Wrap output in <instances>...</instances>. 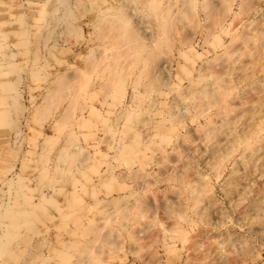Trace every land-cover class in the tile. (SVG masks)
<instances>
[{"label": "bare ground", "instance_id": "bare-ground-1", "mask_svg": "<svg viewBox=\"0 0 264 264\" xmlns=\"http://www.w3.org/2000/svg\"><path fill=\"white\" fill-rule=\"evenodd\" d=\"M88 1L91 0H27L25 1L26 3L24 2L25 4H10L9 2V4L6 3L1 6L0 26L10 23L13 24V26H16L15 28L17 30L9 31V34L7 32V36H2L4 34H0V138L5 136L12 127L17 129V126H14L17 121L15 119V124L13 125L14 119L12 118L17 116V114L15 115L14 113H18V111L21 110V108H18V103L20 102L18 96H20L21 92L18 93V90H16L18 87V84L16 85V80L19 77L18 75H15L17 78L15 83H13V74H17V72H15L16 66L11 64V61L12 63L14 61L12 58L15 57L14 55L16 53H13L12 58L9 59L12 53L8 52V55H10L8 58L7 53L5 52L7 46L10 44H4L3 41H5L6 38L16 37L19 41L18 45H20L17 46L19 48L22 46L24 51L27 52V50H29H26L29 44V39L30 47H32L30 34L32 35V31H34V36L36 33L38 35V46L42 45V48L43 46L45 48L43 43L47 44L48 39L49 41L54 39V37H50V34H52V36L55 34L54 30L56 27H63L61 30H63L64 33L70 34L75 32L76 28L73 26L74 24L72 25V21H74V13L75 11H83L85 7L88 8L86 6ZM112 1L114 0H108V3L106 2L107 4L103 6L102 9L97 7L95 10L96 13L94 14V17H92V25L102 34L99 35L101 37H98V39L101 40V38L106 39L108 37L107 42L109 39L111 40L112 43L110 42L111 44L109 45H111L110 47L114 50L115 57H112V54H109L112 53L111 50L107 53L103 52V50L107 51L105 50L106 48L102 50V53L99 51V55L97 53L100 48L98 45V49L94 47L96 49L93 53V49H91L89 54H91L90 56L94 55V57L98 54L100 57L96 56L95 58L98 57L97 59L110 60L122 59V57L130 59L131 70L127 67L130 70V75L126 73L127 68L123 69L122 65H120V69L122 68L121 70H124L122 71L123 73L120 72V70L118 71L120 73L117 72L115 69L116 65L113 67V62L105 65L104 70L109 67L108 65L113 67V69L111 70L110 68L108 75L105 73L106 77L101 78L100 76L103 71L102 68L99 76L100 81L103 79V81L100 82L101 84H99L101 90L98 88L101 92H104L102 95L103 98L104 96L105 98L112 97L113 103H118L119 105V109L114 112L117 114L116 116L118 118L115 119V117L114 121L122 118L123 122L126 123L125 125H122L128 127L126 131H120L121 127H119L120 132L118 131V134L117 132H110V126H106V129H102L103 127L101 128L106 134L105 137L108 135L111 138L112 143H109V149L111 150L112 155H114V157L116 155L117 162L119 161L120 164L127 166V169H125L126 176L122 174V178L119 177V179L121 178V181H123L121 183L120 180L119 182L117 181L118 176L101 181H103V184L108 186V189L111 191L115 190V187L112 185L124 184V179L127 180V177L131 179V182L132 180L136 181L135 183H138L139 181L151 186L160 183L165 184L168 195L164 197L160 210L158 211L159 214L170 223V229L161 228V235L165 238L176 239L185 243L187 251L193 248V253L195 251L194 247L197 248L196 245L198 242L200 245L204 240L207 242L209 240L211 243H208V246L205 241L204 243L207 244L206 247L208 246V248H204L205 246L202 244L203 248L198 247L197 249L199 250V253L196 255V252L194 257L189 256V258L187 254V259L190 260L187 262L185 258V264L186 262L188 264L256 263L257 260L260 259V255L258 251L255 250L254 243L248 240L249 238L246 239V237H240V235L231 227L228 228L226 220L229 218L227 216L228 214L233 215L236 222L239 224L240 229L242 228L246 233L256 236L261 246L264 245V24L259 23L262 22L259 20V22L256 23L251 19L252 17L249 16L252 14V16L254 15L255 17L260 11L259 8V10L257 9L258 4L256 6L255 1L256 3H264V0H201L199 3V0H133V3L132 0H130L131 4H135L137 10L139 8H144L145 12L142 11L144 12L142 14L146 17V23L148 24L149 29L154 31V33L152 31L153 34L150 35L151 43L137 41L136 30L130 24V19L127 14L128 8H132L131 5L129 4L130 6H128L124 0L112 5L110 4ZM178 2L181 5H177ZM91 3L92 2H90L89 5ZM234 4H237V8L239 9L238 14L240 16H236L237 14L232 13V6ZM23 5L27 6L26 10L20 8ZM197 5L201 7V12L203 10L206 13L207 18L212 21V29L220 28L221 32L227 34V36L229 35V40H231V42L225 46V44H221L219 36H214L213 34L210 35L212 40L211 46H218V50L221 54L219 53V56L216 54V59L213 57L212 61L210 60L205 63L202 62L197 69L196 75L193 76L190 74L191 76H188L189 92L183 91L181 86L173 85L174 88L171 89V105L176 109V112H166L159 121H156L151 127H149L151 130L145 134V137H142L139 132L136 133L133 127L137 120L136 117L138 116V111L142 110L143 104L146 103L145 99L148 97L147 93L160 91L161 87L164 88L168 85V79L166 78L167 74H165V76L163 75V72L165 71L166 63H169L168 59L170 58L167 59L166 57L168 56L163 52L165 55L159 60L157 58L156 61L153 59L155 58L156 50H158L160 46L164 48L166 44L173 43L172 40H178L179 46L181 44L183 47L188 41H190V39H192L191 36L194 35L193 31L192 35L190 34L187 37L184 36V38L175 37L174 34L177 31H180L181 33V30H186L189 26L192 27L196 25V21L194 20L195 17L193 16L195 15L194 13ZM76 9L79 10L77 11ZM81 13L82 12H80V14ZM229 17H231L232 20L235 17H239L238 19L235 18L236 24L234 25L236 27L222 26V24L225 23V18L227 20ZM49 23L51 25L55 24L53 26H56L57 23L59 25L53 27L52 31L49 30V32H47V27L50 25ZM61 30L58 32H61ZM188 30L190 31L191 29ZM243 30H245V33ZM44 31L47 33L44 34L45 36L42 38L39 34ZM241 31L243 34H241ZM38 32L40 33L38 34ZM178 33L179 32H177L176 35ZM60 34L57 33V36L59 37ZM33 38L35 39V37H32V39ZM59 39L61 38L59 37ZM192 40L190 42H192ZM37 41L34 42L37 44ZM101 41L103 42V40ZM170 41L171 43H169ZM13 44L15 45V43ZM13 44L11 47H13ZM50 47L48 48L50 49ZM103 47L105 46L103 45ZM124 47L128 48L127 51H123ZM185 47V49L189 50L188 52L177 51L179 52V56L185 59V62L187 59L193 70L194 62L190 56L193 54L192 49L190 48L191 46L189 49L187 48L188 46ZM4 50L5 52H3ZM8 50H10V46ZM33 51H35V53ZM33 51L34 54L31 59H38L39 53H36L35 48ZM47 51L48 49H46V52ZM95 51L96 54H94ZM18 53L23 54L24 52ZM22 54H20V56H22ZM195 54L197 55V53ZM39 55H41V53ZM90 56L89 59L91 58ZM199 56L197 55L196 57L198 58ZM5 59H9L10 63ZM91 59H93V57ZM140 64L142 65L138 66L139 69H137V65ZM180 65L178 64V67H180ZM90 67L92 66H89V69ZM184 68L181 70H184V72L186 71L188 74L189 71ZM88 71L90 73L86 72L90 76L91 70ZM93 71L95 70L93 69ZM83 72L82 74L80 71L75 73V76H77V73L82 75L81 77L78 74L81 77L79 85H77L78 83L75 82V84L73 82V79H78V77H75L74 75L75 78L72 77L71 81L66 82L67 84H65L63 78V75L66 73L56 76L58 78L56 79L55 77L53 80L54 82L52 81L53 83L51 84L53 86L51 84L49 85L52 86V88L50 87V90L48 87V89L46 88L48 93L41 101L44 102L43 100H45L46 103L44 102V104L46 105L48 103L47 101H53V103H55V101L58 100L56 98L59 96L58 94V96L55 97L57 94L56 90L59 91V89H61L62 86L64 87L65 84L66 89H63L62 87L61 92H63L62 90H64V92L71 91L73 87L68 88V84L71 85L72 83L70 84V82H73L72 85H77L79 91L77 92V87L73 88V90L76 89V92L74 94V91L72 90L73 92H71L74 95L70 94L74 99L70 96L68 100L75 101L74 103L71 102L73 104L70 103V106L72 105L70 107L71 110L75 111L76 108L79 109L78 106L81 98H83L82 102H85V95L87 94L88 96V94H92L91 92L86 93L84 97L82 96L83 93L81 94L82 91L87 92V88L91 87L90 77L85 75L87 74L86 72L84 74ZM33 73L37 80L34 79L38 81V72L36 71ZM156 73L160 74V78ZM30 75L32 77V74ZM130 76L133 78L132 81H130L131 90L126 94V80L129 79ZM142 90L143 92H141ZM70 94H68V96ZM64 96L65 98L67 97L65 94ZM78 96H80V98ZM76 98L77 100H75ZM78 101L79 104L76 105V102ZM82 104L81 106L83 107L80 106V109H77L78 111L81 110L79 113L83 112L82 108L85 109L84 106L88 107V105ZM30 105L32 104L30 103ZM39 106L40 104L38 107ZM41 106L43 107V105ZM104 106H106L105 114L101 112L98 113L99 109L97 111L93 108L94 106L90 108V110L88 109L89 112L87 113H89V115L91 114V116H96V118L102 121L103 124H107V121L109 120L106 118L104 119V115L110 114L111 109L113 108L115 110L116 107L112 104H105ZM190 107L194 108L195 111L198 109V111L201 110L200 112L204 123L193 130L188 131L186 129L184 134L178 133L177 127L183 124L186 117H189L187 116V112ZM204 107L205 109H202ZM15 110H17V112H15ZM38 113H40V111ZM82 114L83 113L80 115ZM67 116V114L63 113L61 114V119L63 121L58 118L60 121L54 122V124L59 122L58 127L60 126L61 130L59 134L60 136L63 135L65 137V140L63 139V147L61 146L62 148L58 150L59 152L57 151L58 155L55 157V163L51 166L46 162L48 160L47 156L49 155L46 151V157L45 155H40L39 158L35 155L38 164L41 163L40 166H42L40 168L38 165V168H40L39 173L42 174L39 177H41V180H45V183H48L46 186L54 189V185H61V183L67 184L66 186L70 187L69 190L74 193L70 194V192V195L62 193L63 188L58 186L59 188H57V190L60 191V194L64 195L66 207L62 208L60 203L53 201V207L56 209L60 218L58 224L56 223L57 225H55L56 229L60 230L58 232L65 233L66 237L61 238V236H57L55 239L56 248L50 249L47 254L39 249L41 248V245H43L42 242L44 238L41 236L39 238L36 233L37 228L34 227V224L39 217L44 215L43 209L47 203L46 198L43 196L44 194L40 195L42 196L41 198L38 196V199L41 200L35 205L30 202L31 199L27 195L28 193L26 194L27 197H29L27 200L24 198L26 195H22L21 201H17L18 199L16 198L15 201L8 206L1 205L0 202V264H107L104 261L105 255L103 250L108 252V245H110L109 241L114 237L116 232L125 227L123 221L127 217L125 213L127 212V214L134 215L132 216L134 217L132 218L134 220H140L143 217L141 215L142 210L150 209V207H152V205L148 203L144 205L131 203V200H127V196H119L111 198V200L110 198L107 199V201H110L106 206L112 207L114 214H109L110 212L106 214L105 212L106 215H103L101 223L98 222L101 226L96 225L92 218H88V215V217L86 216L85 209L88 205H85L81 201L78 191H84L85 194L88 192L90 195L94 196V190L85 186V181L80 182L81 187L78 188V180L75 179V177L73 178L74 174L69 172H71L70 167L74 168L72 165L75 166V163H78L79 166H82L83 169H85V165L88 164V162L96 161L94 159L96 156L90 159L87 155V150L81 151L82 149L80 150L77 148L78 145H76L75 132L73 130H68L69 128L66 125V122H64L67 118L70 122L69 125H72L74 122L72 124L71 122L74 120L71 116L70 118ZM82 116L76 118L77 121L75 122H77V125L80 128L87 131L86 134L85 132L82 134L91 137L93 135L91 131L93 128L96 129V127L95 125H92L91 120ZM70 119L72 120L70 121ZM114 121L113 124H116ZM166 123H168V125ZM61 126H66L68 129L63 127V129H66L63 130L61 129ZM55 127H57V125ZM116 127L117 126L115 125V128ZM57 129H55V131H58ZM15 133L17 132H14V134ZM14 137H12V141L15 139ZM46 137L42 138L44 141L45 138L47 139L49 143V150L47 149V151L50 152L51 145L55 144L56 139L51 136ZM58 139L59 137L57 138L56 143L59 141ZM2 140L0 139V142ZM13 142L12 145L14 144ZM39 144H41V146L43 145L40 142ZM44 145L41 148H44ZM95 147H97L96 144L92 148ZM152 147H155L161 154L160 158L156 161L152 160V156H148V151ZM42 151L44 150L42 149ZM85 151L87 154L84 153ZM103 156L107 158V156ZM38 159L40 160L38 161ZM98 161L99 160L96 161V164ZM68 162L69 164H67ZM1 163L0 159V165ZM102 163L104 162H101V164ZM198 163L203 165L207 173L206 175L199 171ZM63 164L67 166H64ZM151 164H154L158 170V173L152 177H150L147 172ZM94 165L95 164H93V166ZM4 168L5 167L0 168V173H5ZM83 169H78V171L81 172ZM89 170L87 171L89 172ZM39 173L37 175H39ZM52 173L54 175H52ZM212 179L219 182L218 186L221 191L223 202H219V200L215 199L213 196L211 185ZM5 183L11 184V181L6 179ZM43 185L45 186V184ZM119 189L124 191L126 189V183L125 185L120 186ZM49 194L47 196L50 197ZM132 194L133 193L129 195ZM102 201L106 200L102 199ZM98 202L96 203L98 204ZM102 207H105V205ZM82 208L84 210L83 212ZM157 209L158 207L156 210ZM50 211L49 215L51 214ZM131 212L133 214H131ZM119 217L121 218V222L117 220ZM226 217L228 218L226 219ZM63 227H65V229H63ZM183 227H186L188 232H185ZM106 228H108V234H101L100 231ZM145 232L146 231L144 230V233ZM37 237L38 239L35 240ZM40 239H42V241L38 246L37 243L39 242L36 241H40ZM211 239L220 240L219 242L221 243H212ZM157 240L156 237L152 242H156ZM34 242H36L35 244L38 246L37 249L34 248ZM199 248L202 250L207 249V251L202 252ZM197 249L196 251H198ZM192 252L191 254H193ZM144 263L159 264L154 258H150L147 261H144Z\"/></svg>", "mask_w": 264, "mask_h": 264}, {"label": "rangeland", "instance_id": "rangeland-1", "mask_svg": "<svg viewBox=\"0 0 264 264\" xmlns=\"http://www.w3.org/2000/svg\"><path fill=\"white\" fill-rule=\"evenodd\" d=\"M25 1H27V0H17V1L0 0V11L2 10L1 6H3L6 3L9 4V2H10V4H17V3L21 4V3H24ZM30 1H33V0H30ZM120 1L121 0H114L110 4L115 5V4L119 3ZM124 1L128 4V6L131 5V7H132V8H128L127 14H128L129 19H130V24L136 30L137 41L138 42L146 41L147 43H151L150 35L153 34L154 31L152 30L153 31V33H152V31L149 29V26L146 23L147 22L146 17L144 14H142L145 12L144 8H139L137 10L135 8V4H131L130 0H124ZM200 1L201 0H199L198 3ZM90 2H92V3L89 5ZM93 2H95V3H93ZM106 2L108 3V0H95V1L91 0V1H88L87 5H86L88 8L85 7V9H83V11H78L79 9L78 10L76 9L78 12L75 11L74 21H72L73 22L72 25L74 24L73 26L76 28L74 33H70V34L64 33V31L61 30L63 27L58 26L59 25L58 23L56 24V26H58V27L53 26L55 24L51 25L49 23L51 26L48 24L49 26L47 27L48 28L47 32H49V30L52 31L53 27H56V28L54 30L55 34L53 36H52V34L49 33L50 37L51 38L54 37V39H51L50 41L48 39L47 44L43 43L44 41L42 42L45 45V48L48 49L47 52H46V49L44 48V46H43V48H42V45L38 46V41H37L38 35L36 33V35L34 36V34H35L34 31H32L33 36L30 34L32 47H30V39H29V44L26 48V50L29 49V50H27L28 54H27V52L24 51V48H22V46L20 48L18 47L20 45H18L19 41L17 40L16 37L6 38V40L3 41L4 44H6V43H7V45L10 44L7 46V48H6L7 50L5 49L6 52H5V50L3 51L5 53H7L8 58L10 57V55H8V54L12 53V55L9 59L12 58L13 53L14 54L16 53L14 55L15 57L12 58L15 62L13 61V63H12V61H11V64L16 66L15 72H17V74L16 73L13 74V78H14L13 83H15V80L17 78L15 75H18V77H19L16 80L17 82L19 80L18 83L16 82V85L18 84V87L16 86L17 88L16 87L15 88H16V90H18L17 91L18 93L21 92L20 96H18V100L20 102L17 101V102H19L18 108L19 109L21 108V110L18 111L19 114L14 113L15 115L17 114V116L15 118L14 117L12 118V119H14L13 125L15 124V119H16L17 125L15 124L14 126H17L16 128L18 130L15 129L14 127H12L10 129V131L5 136L0 138L1 140L3 139L0 142V159L2 162L0 165V168L5 167L4 168L5 171L3 170L5 173L4 174H3V172L0 173V179H1V182H0V202H1V205L8 206L10 203H13V201H15L16 198L18 199L17 201H21L22 195H26L28 193L27 195L31 199L30 202L33 205H35V204H38V202H40L41 199H38L39 197L40 198L42 197L40 195L44 194L43 196L47 200L46 206L43 209L44 215L39 217L34 224V227L37 228L36 233L39 236V238H40V236L44 238L43 242H42L43 245H41V248H39V249L42 252H44L45 254H47L50 251V249L56 248V244H55L56 240L55 239L57 236H61V238L66 237L65 233L58 232L60 230L56 229L55 225L58 224V222L60 221V218H59L58 213L56 212V209L53 207V201L60 203V205H62V208L66 207L64 195L60 194V191L57 190V188H59L58 186H60L61 188H63L62 193L69 194L71 192L69 190L70 187L66 186L67 184H62V183H61V185L57 184V185L53 186L55 188L54 189L52 188L53 191L51 192V190H52L51 187L49 188L48 186H46V184H48V183H45L46 181L43 179H42L43 180L42 181L41 177H39L42 175L39 173V169L42 166H40L41 163L38 164V162H37V157L40 158V155H43V156L45 155V157H46V154L48 153L49 154L47 156L48 160L46 162H48V164L51 166L53 163H55L54 162L56 159L55 157H57V155H58L57 151L63 147V141L65 140V137L63 135L60 136V134H59V132L61 131L60 126L58 127L59 122L55 123L57 125L58 129H57V127H55L56 125L54 124V122L60 121V120L63 121L61 119V114L65 113L68 115L67 117L70 118V116H71V118L74 120L71 122V124L73 122L74 123L72 125H69L70 122L66 118L64 122H66V125L68 126L69 129L66 126H63V127L67 128L70 131L73 130L75 132L76 145H78L77 148L80 150L82 149L81 151L87 150L88 154L86 151L84 153H86L90 159L94 158L96 156L94 159L96 161L99 160L97 162V164L99 166L96 164V161H93V162H88V164L85 165V169H83L82 166H79L78 163H75L76 164L75 166L72 165L74 168L70 167L71 172H69V173L74 174L73 178L75 177V179L78 180V183H77L78 188L81 187L80 182L85 181L86 182L85 186L92 188L94 190L93 191L94 196L90 195L88 192H86V194H85L84 191H78V194H79L81 201L85 205H88L85 209L86 210V216L88 215L89 217L88 216L87 217L92 218L95 221L96 225L101 226V224H99L98 222L101 223V219H103V215H106L109 212H110L109 214L114 212L113 208L106 206V204L111 200V198H115V197H119V196H127V200H129V201L131 200L132 201L131 203L143 204V205L148 203V204L152 205V207H150V209L142 210L141 215L143 217L140 220H134V219H132V218H134V217H132L134 215L127 214V212L125 213L127 215L126 219L123 220L125 223V227L122 228L120 231L116 232L114 234V237L109 241V244L111 246L108 245L109 246L108 252L103 250L104 255H105L104 261L107 264H145L144 261H147L150 258H154L157 262H159V264H185V258H186L187 262L190 260V259H187V256H186L187 254H188V257L189 256L194 257L196 252H197L196 255H198V253H199V250L197 249L198 247L203 248L202 244H204V246H205L204 248H208L209 244H211V243L209 240H208V242L206 240H204L201 245L198 242L196 245L197 248L194 247L195 251L193 253L192 252L193 248H191L187 251V249H186L187 247H186L185 243H182L176 239L165 238L161 235V230H160L161 228L170 229V223H168L163 218V216L161 214H159V211H158V210H160V206H161V203L163 202L164 197L168 195L167 187L165 184L160 183V184L151 186V185L144 184V182L138 181V183H135L136 181H133V180L131 182V179L127 177V180L124 179V184L122 183V185L121 184L112 185L113 187H115V190L111 191L110 189H108V186L103 184V181H101L104 179H112L111 177H117L118 176L117 181L119 182V180H120V183H121V182H123V181H121L122 180L121 176H122V174L125 175V169H127V166L120 164L119 161L117 162L116 155H115V157H114V155H112V152L109 149L110 144L112 143L111 138L108 135H107V137H105L106 134L104 133V130H102V129H104V128L106 129V126H110L111 127L110 132H113V133L117 132V134H118V131L120 129L119 127H121L120 131L121 130L126 131L128 127L123 126L126 123L123 122L122 118H119V120L114 121L115 117H116L115 119L118 118L116 116L117 114L114 112L119 109V105H118V103H113L112 97H108V98L106 97L105 98V96H104V98H103L102 95L104 92H101L100 91L101 86L99 87V84H101L100 82H102L103 79H102V81H100L99 76L101 74L102 68H103V71H102V74L100 77L105 78L106 77L105 75L106 74L108 75V73L110 72V68L112 70L113 67H115V65H116L115 69L117 70V72L119 70H120V72L124 71V70H121L122 68L126 69L127 67H129V69H130V67H131L130 59L125 58V57H122V59L119 58V59H110V60L109 59H97L98 57H100V56H98V54L100 55V52L102 53V50L104 48H106L105 50H107V51L103 50V52L107 53L108 51L111 50L112 53H109V54H112V57H115L114 56V50H112V48L110 47L111 45H109L112 43L111 40L109 39V41L107 42L108 37L107 38L104 37L106 39L101 38V40H103V42L100 39H98V37H101L99 35H102V34L100 33L99 30L94 28V26L92 25L93 24L92 17H94V14L96 13L95 10L97 9V7L102 9L103 6H105L107 4ZM132 3H133V0H132ZM178 3H177V5H181L180 3L179 4ZM257 4H258V6H257ZM198 5H197L198 8L196 7V9H195V13H194L195 15L193 16V17H195L194 20L196 21V23H195L196 25L192 26V27L189 26L188 29H191L190 31L188 29H186V30H181V33H180V31H177V32H179L177 35H176L177 32L174 34L175 37H178V38L183 37L184 38V36L187 37L190 34L192 35L194 32V35L191 36V38L193 40L190 39V41L192 40V42H190V41L187 42L189 44L191 43L190 44L191 47L187 43H186L187 45L185 44L183 47L180 44V46H181L180 47L178 40H172L173 43H171V41H170L169 43H171V44H166V46L164 48H162L160 46V48L158 50H156L155 58H153V59L156 60L158 58V60H159L160 58H162L165 55V54H163V52H165L166 55L168 56V57H166L167 59L170 58V59H168L169 63L168 64L166 63V68H165L166 73H165V71L163 72V75L167 74V76L166 75L165 76L168 79V85L166 86L167 88L161 87L160 91L147 93L148 97L145 99L146 103L143 104L142 110L138 111V116L136 117L137 120L135 121V123L133 125L136 133L139 132L142 137H145V134L149 130H151V129H149V127H151V125H153L156 121H159L165 115L166 112H168V111L176 112V109H174L171 105V98H172L171 89L174 88L173 85L181 86L183 88V91L189 92V88H188L189 78H188V76H191V75L195 76L197 69L201 65L202 62L205 63V62L210 61V60L212 61L213 57H215V59H216V54L218 55L220 53V51L218 50L219 49L218 46H216V47L211 46L212 40H211L210 35L213 34L214 36L215 35L219 36V38L221 39V44H223V45L225 44V46L230 44V42H231V40H229V35L227 36V34H224L223 32H221L220 28L212 29V21L209 18H207L206 13L203 10L201 12V10H200L201 7H199L200 5L199 6ZM255 5L257 6V9L258 8L260 9V11L258 12V15L254 17V15L252 16V14H250L249 16L252 17L251 19H253L256 23H258L259 21H262L259 23L264 24V3H262V2L256 3V1H255ZM237 7H238L237 4L236 5L234 4L232 6V13L237 14L236 16H240L238 14L239 9ZM20 8H22L23 10H26L27 6L23 5ZM142 11H144V12H142ZM80 12H82V13L80 14ZM235 18L238 19L239 17H235ZM235 18L233 20L231 19V17L227 18V20L225 18V23H223L222 26L223 25H225V27L235 26L234 25V24H236ZM5 22H6V18H5ZM9 24L10 23L5 24L4 26H0V34H4L2 36H7V32L9 34V31L11 32V31L17 30L15 28L16 26H13V24H10V25ZM59 27H60V29H59ZM60 30H61V32H58ZM244 31L245 30H243V32ZM4 32H6V33H4ZM33 32H34V34H33ZM44 32L41 34H39L40 32H38V34L41 35V37L43 38V36H45L44 34L47 33V32H45V33ZM243 32L241 34H243ZM57 33H59V34L61 33L60 35H62V36L59 35V37L61 39H59V37L57 36ZM32 37H35L36 40L34 38L32 39ZM3 39H5V38H3ZM55 40H57V41H55ZM34 41L35 42L37 41V44ZM104 41H105V43H104ZM16 42H18V43H16ZM32 42H34V43H32ZM11 43L12 44L15 43V45L13 44V47H11V45H12ZM102 44L105 47H103ZM50 45H51V47H50ZM97 45L100 47L99 48L100 50L97 48L98 47ZM233 45H234V43H233ZM233 45H232V47H233ZM9 46H10L11 51L8 50ZM14 46H16L18 48L14 47ZM185 46H188L187 47L188 49H189V47L192 49L193 54H191L190 56L194 62V69L193 70H192L191 64L188 63L187 59L185 62V59H183L181 56H179L180 51H185V52L189 51V50L185 49L186 48ZM48 47H50V49ZM94 47H96L98 49V52H97L98 54H96V51L94 52V54H96L95 57L98 56L97 58H95L94 55L90 56L91 54H89L91 49H93L92 53L96 49ZM34 48L36 49V53H39V54L41 53V55L38 54V59H31L33 57V54L35 53V51H33ZM127 49L128 48L124 47L123 51H127ZM17 50H18V52H24L23 53L24 55L22 53H18ZM42 50H43V52H42ZM38 51H40V52H38ZM115 52H116V50H115ZM31 53H32V55H31ZM195 53H197V55L198 56L200 55V56L197 58L196 57L197 55ZM20 54H22V56H20ZM103 54H105V53H103ZM89 56L91 58L93 57V59H91V58L89 59ZM25 58H27V59H25ZM9 59H5V60L6 61L8 60V62H9L10 61ZM92 61L93 62L96 61V62L93 63ZM90 62H92V63L89 64ZM110 63H112L114 66L111 65L113 67H110V65H108L109 67L106 68V70H104L105 65L110 64ZM153 63H155V62H153ZM214 63H217V62H214ZM178 64L179 65L181 64L180 67H178ZM120 65L123 66V67L121 66L122 67L121 69H120ZM141 65L142 64L137 65V67L141 66ZM89 66H92V67H90V69H89ZM17 68L19 69V71ZM21 68H23L24 71ZM28 68L31 69V73H30V69H28ZM117 68H119V69H117ZM183 68L189 71L188 72L189 75L187 74L186 71L184 72V70L183 71L181 70ZM93 69L95 71H93ZM129 69L127 68V71L126 70L125 71H126V73H128L130 75L129 72L131 69L130 70ZM137 69H139V67ZM83 70H84V72H83ZM88 70H91L90 76L87 73V72H89ZM28 71H29V73H28ZM36 71L38 72V75H39L38 81H36L37 78H35V75L33 73ZM78 71H80L81 74H82V72L84 74L87 71L86 72L87 74H85V75H88V77H90L91 87L87 88L89 90V91L86 90L87 92H83V91L81 92V90H80L81 94L83 93L82 96L84 97V95L86 93H90V92L92 93V94H88V96H87V94L85 95L86 96L85 102H82L83 98H81V101H80L79 100L80 96H78L79 97L78 100L80 101V104L78 101V102H76V105L79 104V106H78L79 109H80V106L82 103L85 105H88V107L84 106L85 109L82 108L83 112H81V113H83L82 114L83 116L80 115L81 113H79V112L81 110L78 111L79 109L76 108L77 106L75 104L74 105L76 106L75 107L76 110L74 111V110L70 109V107L72 106V105L70 106V103L71 102L74 103L75 101L68 100V98L71 96V94H73V93L75 94L76 89H78L77 92L79 91V88L77 87V85H79V80L81 81L82 75H80V73H77L76 74L77 76H75V73ZM92 72H94L95 74ZM120 72H118V73H120ZM62 73L63 74L66 73L63 75L64 76L63 78L65 80V84H67L66 83L67 81H71L72 77H74V76L78 77V79L75 77H74L75 80L73 79L74 83L75 82L78 83L77 85H75L76 83L74 84L75 86L72 85L73 82H70V84L72 83L71 84L72 86L68 84V86H69L68 88H72V87L73 88L77 87V88L75 90H73V88H72V90L74 92L72 90L71 91L73 93L68 88H67L69 90L68 92L67 91L64 92V90H62L63 92H61V89L63 87L62 86L61 89H59V91L61 93L58 90H56L57 94L55 97H57L59 94V96L56 98L58 100L55 101V98H54L55 103H53V101L52 102L47 101L48 102L47 105L44 104L45 100H43L44 102H42L41 100L48 93V91H46V90L48 88H49V90L52 88L53 85L51 83L54 82L53 81L54 78L56 76H60V74L62 75ZM30 74H32L33 78L31 77ZM157 76L160 78V74H157ZM57 78L58 77H56V79ZM130 78H131V76L129 77V79L126 80V84H127L126 85L127 90L125 91L126 94H128L131 90V86H130L131 82L130 81H132L133 78H131V80H130ZM128 82H129V84H128ZM50 84L52 86H49ZM65 84H64L63 89L66 86ZM89 88L91 89V91ZM19 90H21V91H19ZM141 92H143V90ZM158 92H160V93H158ZM64 94L67 96L66 98H65ZM68 94H70V95L68 96ZM93 94H94V96L92 97ZM71 97L73 98V96H71ZM29 99H31V100H29ZM75 100H77V98ZM28 101H29V103H28ZM30 101H32V102H30ZM103 101L106 105L112 104V105H114V107H116L115 110L112 108L113 111L111 109V113L113 112L112 114L110 113L108 115H104L106 113L105 112L106 106H104L105 104L103 103ZM40 102H42V103H40ZM30 103L32 105H30ZM73 103H71V104H73ZM39 104H40V106L38 107ZM48 104H50V105H48ZM190 104H192V103H190ZM41 105H43V107ZM81 107H83V106H81ZM92 107L94 109H96L97 111L99 109L98 113H100V112L104 113L103 118L104 119L106 118L107 120H109V121H107V124L106 123L103 124L102 121H100L96 118V116H91V114L89 115V113H87V112H89L90 108H92ZM44 108H46V109H44ZM202 109H205V107ZM198 110L195 111L194 108H192V107L189 108V111L187 112V116H189V117H186L185 121H183V124L181 126L177 127L178 133L184 134L186 129L188 131L193 130V129L197 128L199 125L201 126L204 123L201 112H200L201 110L200 111H198ZM39 111H40V113H38ZM15 112H17V110H15ZM78 113L80 116H82L88 120H91L92 125H95L96 129H94V128H93V130L90 129V130H92L91 133L93 134L91 137H88V136L82 134L84 132L86 134L87 131L83 128H80L77 125V122H75V121H77L76 118L80 117L78 115ZM58 118H60V120H58ZM72 119H70V121ZM113 121L116 122V124L115 123L113 124ZM166 124L168 125V123H166ZM115 125L117 126L116 128H115ZM170 125H172V124H170ZM69 126H73V127H69ZM63 127L61 129H63ZM55 129H57L58 131H55ZM63 130H66V129H63ZM14 132H17L15 134H18V135H15ZM57 132H58V134H57ZM67 132H69V131H67ZM37 133H39V134H37ZM46 136H51V137L55 138L56 140L59 137V139H58L59 141L57 143H56V140L54 139L55 144H52V145L50 144L51 145L50 149L52 150V151L50 150L51 153L47 151V149L49 150V143L46 139L47 138ZM62 136H63V138H62ZM65 136H66V133H65ZM12 137L15 138V139H13L14 142L12 141ZM42 137L43 138L46 137L45 141ZM101 139H103L106 142H104ZM41 141H44V142H41ZM12 142L14 143L13 145H12ZM39 142L42 143L43 145L45 143L46 146L44 145V148H46V149L41 148L43 145L41 146V144H39ZM37 143H38V145H37ZM52 143H53V141H52ZM95 144L97 145V147L92 148V147H94ZM104 144H106V145H104ZM39 147H40L41 151H40ZM84 147H85V149H84ZM42 149L44 151H42ZM167 150H168V147H167ZM38 151H40L41 153ZM45 151L47 153H45ZM28 152H30V153H28ZM148 152H149L148 156H152L153 161H156L160 158L161 154L155 147L150 148ZM42 153H44V154H42ZM31 154H32V156H31ZM103 155L107 156V158H105ZM34 159H35V161H34ZM39 160L40 159H38V161ZM101 162H104V163H102L103 165L101 164ZM36 163H37V165H36ZM2 164H3V166H2ZM67 164H69V162ZM93 164H95V165L93 166ZM38 165L40 168H38ZM64 166H67V165H64ZM76 166L80 167V168H77ZM198 167H199L198 169L200 172H202L205 175L207 174L201 163H198ZM90 168H92V169H90ZM78 169H83V171L80 172V171H78ZM87 170H89V172ZM74 171H76V172H74ZM37 172L39 173V175H37L38 174ZM147 172L149 173V176L152 177L158 173V170L154 164H151V166H149ZM52 175H54V174L52 173ZM78 177H79V179H78ZM101 177H103V178H101ZM119 177H121V178L119 179ZM6 179L8 181L10 180L11 184L5 183ZM125 183H126V189L124 191H121L119 189V187L125 185ZM43 184H45L46 187ZM218 184H219V182L217 180L215 181L214 179H212L211 185H212L213 196L215 197V199H217V200H219V202H221L222 201V195H221V191H220ZM89 185H91V186H89ZM97 186H98V188H97ZM139 187H141V188H139ZM72 193L73 192H71L70 194H72ZM131 193H133V194L129 195ZM48 194L50 195V197L47 196ZM27 195L24 196V198L26 200L29 198V197H27ZM76 196H77V193H76ZM1 198H3V199H1ZM49 198H51V199H49ZM109 198H110V200L107 201V199H109ZM102 199L106 200V201H102ZM98 201H100V202H98ZM96 202H98V204ZM128 202H126V203H128ZM104 205H105V207H102ZM95 206H97V207H95ZM100 206H101V208H100ZM89 207H91V208H89ZM157 207H158V209L156 210ZM50 210H52L53 212ZM49 211L51 213L50 215H49ZM83 211L84 210L82 208V212ZM126 211H128V210H126ZM105 212H106V214H105ZM131 214H133V213L131 212ZM117 216H119V215H117ZM227 216L229 217V218L226 217V219L228 218L227 219L228 221L226 220V224H227L228 228L231 227L232 229H234V231L237 234L240 235V237H243V238L246 237V239L249 238L248 240H250L252 243H254L253 245L255 247V250L258 251V253L260 255V259H258L257 262L254 264H264V245L261 246V244H260V242L256 236L246 233L242 228L240 229V226L236 222L235 217L233 215L228 214ZM124 218H122V219H124ZM120 219H121L120 217L117 218V220H119V221H120ZM236 224H237V227H236ZM38 228H41V229H38ZM66 228H68V227H66ZM183 228H184L185 232H188L186 227H183ZM63 229H65V227H63ZM144 230L146 231L145 233H144ZM100 233L101 234H108V228L103 229L102 231H100ZM156 237L158 240L156 242H152L153 239H155ZM252 238H253V241H252ZM37 239H38V237L35 240H37ZM213 240H215V241H213ZM213 240H212V243L213 242L214 243L216 242V244L221 243V242H219L220 240H216V239H213ZM41 241H42V239H40V241L39 240L36 241V242H39V243H37L38 246H39V244H41ZM205 241L207 242V244L209 243L207 247H206L207 244L204 243ZM36 242H34V248L37 249L38 246L35 244ZM198 244H199V246H198ZM196 249L198 251H196ZM190 250L193 254H191ZM200 251L204 252V251H207V249L206 250L200 249ZM189 253H190V255H189ZM187 262H186V264H188Z\"/></svg>", "mask_w": 264, "mask_h": 264}]
</instances>
